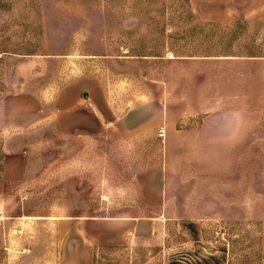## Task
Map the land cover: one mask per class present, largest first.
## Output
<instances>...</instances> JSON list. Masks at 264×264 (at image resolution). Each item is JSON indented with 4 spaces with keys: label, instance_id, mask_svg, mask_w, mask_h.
Returning a JSON list of instances; mask_svg holds the SVG:
<instances>
[{
    "label": "rangeland",
    "instance_id": "374dc122",
    "mask_svg": "<svg viewBox=\"0 0 264 264\" xmlns=\"http://www.w3.org/2000/svg\"><path fill=\"white\" fill-rule=\"evenodd\" d=\"M204 4L0 0V174L14 153L23 154L19 161L27 170L20 186L0 190V264H72L68 249L88 244L73 236L74 229L87 227L80 215L105 216L124 207L89 204V173L73 175L76 182L67 178L59 189L57 142L40 140L51 136L48 129L30 125L40 114L54 112L53 95L63 83L93 74L116 86L118 104L138 91L145 102L154 93L162 104L170 98L176 112L203 116L205 110L235 107L254 119L256 148L242 150L238 158L234 197L256 198V204H242L239 218L232 204L221 205L230 211L205 230L211 241L230 249L235 264L259 262L264 255V14L234 18L218 13L215 0ZM236 175L225 178L226 200ZM114 181L119 182L115 174ZM159 223L146 221L139 237L98 248L93 264H162L164 247L183 237L175 222Z\"/></svg>",
    "mask_w": 264,
    "mask_h": 264
},
{
    "label": "crops",
    "instance_id": "0c3cea01",
    "mask_svg": "<svg viewBox=\"0 0 264 264\" xmlns=\"http://www.w3.org/2000/svg\"><path fill=\"white\" fill-rule=\"evenodd\" d=\"M215 1L218 13H232L234 18L264 14V0ZM115 88L96 74L74 78L54 93V112H49V117L40 114L30 124L39 123L41 131L48 129L51 136L40 140L57 142L59 189L65 187L67 178L76 182L73 175L89 173V204L99 201L105 206H124L120 212L105 216L83 219L80 215L79 221L87 227L74 229L73 236L88 240V244L75 243L68 249L72 264H93L98 248L139 237L146 221L153 226L160 220L175 222L183 237L179 243L164 247L162 264H235L230 249L211 241L205 229L212 220L225 217L224 211H230L221 205L232 204L233 214L239 218L242 204H256V198L234 197V189L239 187L235 183L240 176L238 158L244 155L242 150L256 148L254 119L241 116L235 107L205 110L203 116L176 112L170 98L162 104L154 93L145 102L139 99L138 91L136 97L122 96L118 104L113 100ZM160 127L162 136L157 135ZM16 155L10 154L3 166L0 190L20 186L27 178L19 161L23 154ZM235 173L232 186H228L232 195L226 200L225 178ZM254 264H264V255Z\"/></svg>",
    "mask_w": 264,
    "mask_h": 264
},
{
    "label": "built area",
    "instance_id": "2783aa9c",
    "mask_svg": "<svg viewBox=\"0 0 264 264\" xmlns=\"http://www.w3.org/2000/svg\"><path fill=\"white\" fill-rule=\"evenodd\" d=\"M162 132H163V131H162V128L160 127V128L158 129V131H157V135H158V136H162Z\"/></svg>",
    "mask_w": 264,
    "mask_h": 264
}]
</instances>
